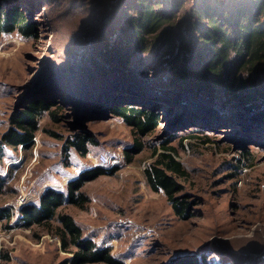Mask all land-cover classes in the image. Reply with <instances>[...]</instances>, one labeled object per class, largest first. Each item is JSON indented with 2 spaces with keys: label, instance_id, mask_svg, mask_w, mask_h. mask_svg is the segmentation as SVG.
I'll use <instances>...</instances> for the list:
<instances>
[{
  "label": "rangeland",
  "instance_id": "rangeland-1",
  "mask_svg": "<svg viewBox=\"0 0 264 264\" xmlns=\"http://www.w3.org/2000/svg\"><path fill=\"white\" fill-rule=\"evenodd\" d=\"M1 1L23 8L38 31L36 37L0 34V137L10 112L23 103L57 100L66 115L53 122L44 114L27 149L0 143V174L7 185L0 205L13 206L20 196L37 201L50 186L65 191L67 181L98 166L97 156L104 153L116 171L85 183L89 202L84 209L65 205L62 211L124 264H264V120H256L261 107L225 112L221 100L212 108L196 98V103L188 101V93L170 97L162 81L168 78L162 77L164 51L155 48L136 53L130 69L110 73V79L109 74L99 79L94 65L75 64L87 24L107 15L117 0ZM135 1L126 0L117 14ZM181 2L185 27L192 22L195 0ZM118 20H112L109 40ZM34 84L39 89L20 100ZM145 102L156 103L161 122L127 163L123 150L134 136L109 110ZM79 130L94 141L87 143L85 155L65 147ZM166 141L177 148L186 172L179 180L192 206L188 220L176 216L163 191H153L145 178V168L155 159L152 147ZM15 216L11 230L0 224V247L9 250L10 264H61L69 257L44 227H19Z\"/></svg>",
  "mask_w": 264,
  "mask_h": 264
},
{
  "label": "trees",
  "instance_id": "trees-1",
  "mask_svg": "<svg viewBox=\"0 0 264 264\" xmlns=\"http://www.w3.org/2000/svg\"><path fill=\"white\" fill-rule=\"evenodd\" d=\"M125 2L117 0L107 15H99L87 24L75 64L94 65L101 79L110 73L125 74L136 53L152 48L162 50L161 67L165 72L162 77L168 78L161 79L169 85L165 93L170 97L179 94L185 97L188 93L191 96L188 101L196 103V98L212 108L221 100L225 112L261 107L256 120H264V0H195L190 15L192 22L185 27L186 19H182L179 11L183 5L181 0H137L125 12L117 14ZM114 17L119 19V27L109 40ZM37 31L36 21L23 8L0 0V34L17 32L36 37ZM65 68L69 67L61 72H66ZM153 102L114 105L109 110L131 128L134 136L132 145L123 150L127 163L144 149L143 138L160 125L162 116ZM64 110L63 103L57 100L37 99L18 105L9 114L8 127L1 133L0 143L12 148L31 147L44 114L51 121L60 122L66 115ZM89 142H94L89 132L73 131L65 147H73L85 155ZM159 148L152 147L155 159L144 170L147 184L153 191H163L173 213L188 220L193 211L179 180L186 172L177 158V148L167 141ZM116 169V166L99 165L86 169L67 181L65 191L46 187L37 201L23 204L16 213L12 207L0 205V224L6 231L11 230L10 221L16 215L19 227H44L59 240L60 249L69 254L61 264H124L112 255L110 246H100L84 235L74 217L62 211L65 205L84 209L89 202L82 191L85 183L101 175H111ZM6 190L5 178L0 174V195ZM10 261L9 250L0 247V264H10Z\"/></svg>",
  "mask_w": 264,
  "mask_h": 264
},
{
  "label": "built area",
  "instance_id": "built-area-1",
  "mask_svg": "<svg viewBox=\"0 0 264 264\" xmlns=\"http://www.w3.org/2000/svg\"><path fill=\"white\" fill-rule=\"evenodd\" d=\"M121 158H123V155H121ZM97 163L99 166H102L105 168H109V167L114 166L112 163H110V160L108 159V157L104 153L98 154ZM27 202L28 201L26 199L24 200V199H22V196H20L19 200L13 206H10V207H12V209L17 212L19 207L22 206L23 204L27 203Z\"/></svg>",
  "mask_w": 264,
  "mask_h": 264
},
{
  "label": "water",
  "instance_id": "water-1",
  "mask_svg": "<svg viewBox=\"0 0 264 264\" xmlns=\"http://www.w3.org/2000/svg\"><path fill=\"white\" fill-rule=\"evenodd\" d=\"M39 89V85L38 84H34L31 87L28 88V90L21 96V99H25L28 96L32 95L35 91H37Z\"/></svg>",
  "mask_w": 264,
  "mask_h": 264
}]
</instances>
